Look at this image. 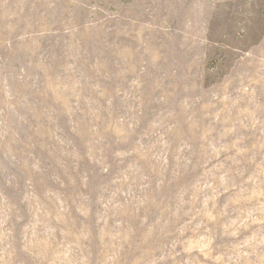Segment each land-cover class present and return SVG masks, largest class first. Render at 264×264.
Returning a JSON list of instances; mask_svg holds the SVG:
<instances>
[{"label": "rangeland", "instance_id": "obj_1", "mask_svg": "<svg viewBox=\"0 0 264 264\" xmlns=\"http://www.w3.org/2000/svg\"><path fill=\"white\" fill-rule=\"evenodd\" d=\"M0 264H264V0H0Z\"/></svg>", "mask_w": 264, "mask_h": 264}]
</instances>
